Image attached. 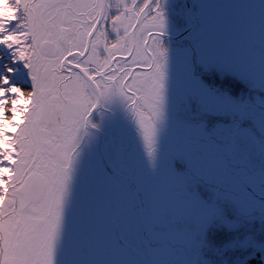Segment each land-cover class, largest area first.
Returning <instances> with one entry per match:
<instances>
[{
    "label": "snow or ice",
    "instance_id": "obj_1",
    "mask_svg": "<svg viewBox=\"0 0 264 264\" xmlns=\"http://www.w3.org/2000/svg\"><path fill=\"white\" fill-rule=\"evenodd\" d=\"M0 5V264H264V0Z\"/></svg>",
    "mask_w": 264,
    "mask_h": 264
},
{
    "label": "trees",
    "instance_id": "obj_2",
    "mask_svg": "<svg viewBox=\"0 0 264 264\" xmlns=\"http://www.w3.org/2000/svg\"><path fill=\"white\" fill-rule=\"evenodd\" d=\"M4 11L2 10V5H0V15H4ZM230 91L235 95V96H241V95H246L247 94V89L245 85L239 81H233L229 80L228 84L226 85ZM254 231H256L258 236L264 235V232H262V226L257 223L254 226ZM259 259V253L254 257L250 264H257V261Z\"/></svg>",
    "mask_w": 264,
    "mask_h": 264
}]
</instances>
